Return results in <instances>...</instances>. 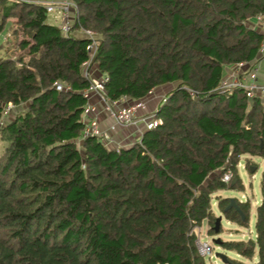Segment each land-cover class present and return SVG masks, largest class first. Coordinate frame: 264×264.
<instances>
[{
  "label": "trees",
  "instance_id": "1",
  "mask_svg": "<svg viewBox=\"0 0 264 264\" xmlns=\"http://www.w3.org/2000/svg\"><path fill=\"white\" fill-rule=\"evenodd\" d=\"M71 1L65 34L41 5L0 0V264H207L194 229L206 220L214 234L211 194L240 185L241 155L264 158V97L219 88L225 68L256 58L264 0ZM85 29L108 99L175 83L155 108L160 123L127 146L82 136ZM17 30L25 51L11 56ZM259 188L254 239L220 243L245 258L256 249L264 264V167ZM235 203L242 220L217 198L244 225L249 205Z\"/></svg>",
  "mask_w": 264,
  "mask_h": 264
},
{
  "label": "built area",
  "instance_id": "2",
  "mask_svg": "<svg viewBox=\"0 0 264 264\" xmlns=\"http://www.w3.org/2000/svg\"><path fill=\"white\" fill-rule=\"evenodd\" d=\"M24 2H30L39 4L43 7L46 14L53 15V21L58 26L61 32L68 34L71 32V22L76 15L75 4L71 0H22ZM252 27L259 30L262 34L261 41L257 48L258 57L252 62H239L224 70L219 82L220 89L240 88L246 98H252L254 96L264 97V77H260L259 61L264 59V12L253 18ZM82 35L89 41L87 42L85 49L87 51V58L81 63V72L85 77L90 80L89 86L83 91V95L87 98L90 93L96 94L99 101L103 106V111L112 118L113 123L109 129H113L114 125L126 126V125H142V128L151 129L160 123V120L154 116V111H147L144 101L137 99L127 104L121 105L118 100L125 99L121 97L116 100H110L105 96L103 91V82L105 80L104 75L94 76L90 68L91 59L93 57L96 40L95 36L90 30H82ZM53 85L56 89L62 88V85L55 81ZM63 88H67L63 86ZM151 90L148 91V94ZM163 100V96H160L159 101ZM9 107L7 105L6 109ZM81 121L84 126L82 129V136H95L105 145L109 140L107 132L103 131L99 126V122L94 115V108L92 105L86 103L81 112ZM142 131V130H141ZM117 149V148H116ZM231 179L230 173H224L221 177V181L228 182ZM196 249L200 256H212L211 247L205 241L196 240Z\"/></svg>",
  "mask_w": 264,
  "mask_h": 264
},
{
  "label": "rangeland",
  "instance_id": "3",
  "mask_svg": "<svg viewBox=\"0 0 264 264\" xmlns=\"http://www.w3.org/2000/svg\"><path fill=\"white\" fill-rule=\"evenodd\" d=\"M10 20H12L10 18ZM46 21L50 23H54L53 15L46 14ZM250 20L245 21V24L249 25ZM15 28H18L16 26ZM22 37L19 30H17L15 34V39L13 40V44L11 45L12 48L8 52L11 56H19L24 53L25 50H18L14 48V45L18 42V40ZM175 86V83H167L160 85L158 96H163L169 89ZM8 108H11L9 105ZM141 128L139 129V132ZM123 134L121 131H117L113 133L111 138L105 143V146H117L115 148L123 147L122 145H126L129 143L134 142L132 139L130 140H123V137H119V135ZM117 138H115V137ZM115 139H114V138ZM118 140V141H117ZM123 141V142H121ZM132 141V142H131ZM76 144H79L78 142ZM122 144V145H121ZM4 143L0 142V151L3 148ZM249 167H252V171L248 170ZM264 167V158H260L257 156H251L249 154H243L240 156V160L236 165V174L237 178L239 179L240 185L237 186L236 189H219L211 194L210 198V208L212 211V215L217 217L221 215L220 225L218 228L217 233L209 235L207 230L210 228V225L206 222V220H202L200 225L194 229L195 233V243L197 238L199 241H205L211 247V254L212 256H205V262L207 264H226L222 262L220 257L215 256V253H222L224 254V258L226 259H234L240 262L241 264H256V249L254 251V255L252 258H245L232 250H225L221 243H214L213 239H218L219 241H230V240H243L246 241L247 239H254V215H255V207L260 200V188H259V175L261 170ZM231 180V179H230ZM233 197L238 202H247L249 205L248 211V219L244 225H239L236 222L227 220L219 208H217V198H227ZM227 206V205H226ZM196 246V244H195Z\"/></svg>",
  "mask_w": 264,
  "mask_h": 264
},
{
  "label": "crops",
  "instance_id": "4",
  "mask_svg": "<svg viewBox=\"0 0 264 264\" xmlns=\"http://www.w3.org/2000/svg\"><path fill=\"white\" fill-rule=\"evenodd\" d=\"M257 57H258V55H256V58ZM258 65H259V70H260V77L259 78H263L264 77V59H261L259 61ZM90 68L92 69L91 72L93 73L94 76H99L100 73H98L96 71L94 66L90 65ZM228 68L229 67H227L225 69H228ZM223 73H224V71H223ZM158 91H159L158 87L154 88L151 90V93H149L146 96H144L143 98H141L144 101V104H145L147 111H153L156 108V106L159 102V96H158L159 93L156 94V92H158ZM86 99H87L86 103L93 106L94 115L99 122V126L102 128L103 131L107 132L109 139L111 138L113 133H115L119 130L123 133V134L119 135V137L120 136L123 137V135H124L123 140H130V139H132V141L134 139H135L134 141L138 140L141 132L144 130L142 128V125H140V124H138L137 126H135V125H126V126L114 125L113 129H109V127L113 123V120H112V118H110V116L107 115L106 112L103 111V106H102L101 102L99 101L98 97L96 96V94L90 93ZM118 101L120 102L119 104H121V105H124V104L131 102L130 100H128L126 98L124 100L120 99ZM140 128L142 131L139 132ZM115 138H117V137H115ZM121 142H123V141H121ZM129 144H126V145L121 144V145L124 147V146H127ZM110 147L115 148L117 146H115V147L110 146Z\"/></svg>",
  "mask_w": 264,
  "mask_h": 264
},
{
  "label": "water",
  "instance_id": "5",
  "mask_svg": "<svg viewBox=\"0 0 264 264\" xmlns=\"http://www.w3.org/2000/svg\"><path fill=\"white\" fill-rule=\"evenodd\" d=\"M249 170H252V167H250ZM235 180H236V177L235 176L231 178L230 183H229L230 186L233 185V183L235 182ZM227 199H228V204L225 207V209H227L229 207H233L238 212V214L240 216V219L242 220L243 219V215H242V212L239 210L237 204L235 203V199L233 197H227ZM220 219H221V215H219V216H217V217L214 218V223L212 225V231L214 233H217V231H218V228H219V225H220ZM212 241L214 243L221 242V241H219L216 238L213 239ZM215 256L220 257V259L222 260V262H224V263L226 262V259L224 258V256H225L224 254H222V253H215Z\"/></svg>",
  "mask_w": 264,
  "mask_h": 264
}]
</instances>
